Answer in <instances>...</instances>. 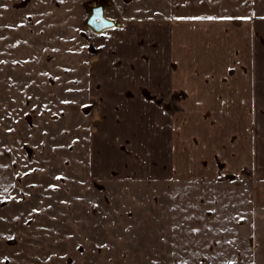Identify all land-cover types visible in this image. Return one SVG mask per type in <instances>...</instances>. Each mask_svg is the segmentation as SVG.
Listing matches in <instances>:
<instances>
[{
	"label": "rangeland",
	"instance_id": "374dc122",
	"mask_svg": "<svg viewBox=\"0 0 264 264\" xmlns=\"http://www.w3.org/2000/svg\"><path fill=\"white\" fill-rule=\"evenodd\" d=\"M98 1L0 0V264H249L264 242V130L261 209L248 182L90 175L91 61L130 14L109 0L121 25L96 33L85 19ZM255 90L264 119V84Z\"/></svg>",
	"mask_w": 264,
	"mask_h": 264
},
{
	"label": "crops",
	"instance_id": "0c3cea01",
	"mask_svg": "<svg viewBox=\"0 0 264 264\" xmlns=\"http://www.w3.org/2000/svg\"><path fill=\"white\" fill-rule=\"evenodd\" d=\"M111 1L129 10V29L91 61L90 175L217 189L248 182L261 209L264 0ZM260 249L249 264H264Z\"/></svg>",
	"mask_w": 264,
	"mask_h": 264
},
{
	"label": "water",
	"instance_id": "95a60500",
	"mask_svg": "<svg viewBox=\"0 0 264 264\" xmlns=\"http://www.w3.org/2000/svg\"><path fill=\"white\" fill-rule=\"evenodd\" d=\"M89 13L86 16L85 23L94 32H101L105 29L120 26V22H117L105 14V4L103 2L97 5L87 6Z\"/></svg>",
	"mask_w": 264,
	"mask_h": 264
},
{
	"label": "flooded vegetation",
	"instance_id": "af4514ba",
	"mask_svg": "<svg viewBox=\"0 0 264 264\" xmlns=\"http://www.w3.org/2000/svg\"><path fill=\"white\" fill-rule=\"evenodd\" d=\"M101 2H103V3L105 4V6L108 4V3H107V0H106V1H105V0H100V1L97 2V4H98V3H101ZM97 4H95V5H97ZM88 13H89V10H88V8H87V15H88ZM120 25H121V24H120Z\"/></svg>",
	"mask_w": 264,
	"mask_h": 264
},
{
	"label": "trees",
	"instance_id": "16d2710c",
	"mask_svg": "<svg viewBox=\"0 0 264 264\" xmlns=\"http://www.w3.org/2000/svg\"><path fill=\"white\" fill-rule=\"evenodd\" d=\"M106 1V0H105ZM109 2V0H107V3Z\"/></svg>",
	"mask_w": 264,
	"mask_h": 264
}]
</instances>
